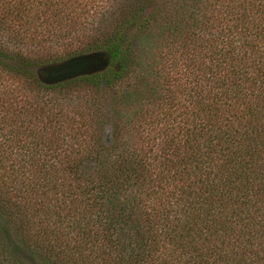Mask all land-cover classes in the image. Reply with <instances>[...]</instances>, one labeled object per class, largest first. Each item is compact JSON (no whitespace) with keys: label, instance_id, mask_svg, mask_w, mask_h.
Returning a JSON list of instances; mask_svg holds the SVG:
<instances>
[{"label":"trees","instance_id":"obj_1","mask_svg":"<svg viewBox=\"0 0 264 264\" xmlns=\"http://www.w3.org/2000/svg\"><path fill=\"white\" fill-rule=\"evenodd\" d=\"M0 264H264V0H0Z\"/></svg>","mask_w":264,"mask_h":264},{"label":"water","instance_id":"obj_2","mask_svg":"<svg viewBox=\"0 0 264 264\" xmlns=\"http://www.w3.org/2000/svg\"><path fill=\"white\" fill-rule=\"evenodd\" d=\"M91 58L92 55L90 54L80 55L47 68H51L53 70H65V74H63L62 76H72L79 73H84L85 71L83 70L85 66L89 64Z\"/></svg>","mask_w":264,"mask_h":264},{"label":"rangeland","instance_id":"obj_3","mask_svg":"<svg viewBox=\"0 0 264 264\" xmlns=\"http://www.w3.org/2000/svg\"><path fill=\"white\" fill-rule=\"evenodd\" d=\"M120 1L124 2L125 0H120ZM89 54L92 55V58H91L89 64L86 65L84 70H83V71H85V73L100 69L104 65V61H103L102 56L100 54H97V53H89ZM60 63H62V62H60ZM57 64H59V63H57ZM57 64H54L52 66H55ZM52 66H49V67H52ZM7 83L9 85V86L8 85L7 86L9 88L14 89V90L20 89L22 87V84L18 83L17 81H13V82L7 81ZM30 95H32V94H30Z\"/></svg>","mask_w":264,"mask_h":264}]
</instances>
